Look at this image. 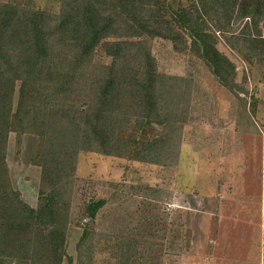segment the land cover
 Returning a JSON list of instances; mask_svg holds the SVG:
<instances>
[{
  "label": "trees",
  "instance_id": "1",
  "mask_svg": "<svg viewBox=\"0 0 264 264\" xmlns=\"http://www.w3.org/2000/svg\"><path fill=\"white\" fill-rule=\"evenodd\" d=\"M58 1L59 11L52 12L21 0H0V264L6 257L20 264L24 258L74 264L66 243L80 151L152 164L178 161L192 79L156 71L152 39L170 40L175 50L198 57L246 103L239 92L249 90L235 81V64L218 48L220 37L264 67V0ZM244 18L242 31L236 32L234 24ZM98 52L109 61L97 59ZM256 101L253 96L249 103L253 111ZM104 115L134 117L136 135L110 136ZM152 121L161 132L150 135ZM12 132L18 139L25 132L38 137L36 207L12 184L7 162ZM144 189L159 194L153 186ZM104 203V198L88 200L84 215L89 222ZM135 246L123 245L124 264Z\"/></svg>",
  "mask_w": 264,
  "mask_h": 264
},
{
  "label": "rangeland",
  "instance_id": "2",
  "mask_svg": "<svg viewBox=\"0 0 264 264\" xmlns=\"http://www.w3.org/2000/svg\"><path fill=\"white\" fill-rule=\"evenodd\" d=\"M21 1L52 12L60 9L58 0ZM245 19L234 24L236 32ZM217 45L234 62L235 81L248 88L250 94L239 92L248 103L221 85L198 57L175 50L170 40L152 39L154 69L192 79L179 159L152 164L80 151L66 243L74 264H124L126 244L137 246L130 249L129 264H264V67L223 37ZM96 58L109 61L101 52ZM253 96L256 111L249 105ZM102 118L110 136L136 135L134 117ZM148 128L150 135L162 131L154 121ZM37 144L34 133L18 139L12 132L7 145L12 184L34 207L41 180V166L33 162ZM94 198L105 203L89 222L84 210ZM87 222L89 231L79 243ZM24 262L36 264L31 258ZM4 264L20 263L6 257Z\"/></svg>",
  "mask_w": 264,
  "mask_h": 264
}]
</instances>
